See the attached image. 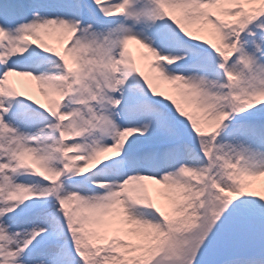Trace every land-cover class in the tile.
I'll list each match as a JSON object with an SVG mask.
<instances>
[{"label":"snow or ice","instance_id":"1","mask_svg":"<svg viewBox=\"0 0 264 264\" xmlns=\"http://www.w3.org/2000/svg\"><path fill=\"white\" fill-rule=\"evenodd\" d=\"M0 264H264V0H0Z\"/></svg>","mask_w":264,"mask_h":264},{"label":"rangeland","instance_id":"2","mask_svg":"<svg viewBox=\"0 0 264 264\" xmlns=\"http://www.w3.org/2000/svg\"><path fill=\"white\" fill-rule=\"evenodd\" d=\"M132 51H133V55H135V48H133V50H132Z\"/></svg>","mask_w":264,"mask_h":264}]
</instances>
